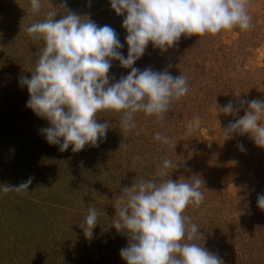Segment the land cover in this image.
Wrapping results in <instances>:
<instances>
[{
	"label": "clouds",
	"instance_id": "clouds-1",
	"mask_svg": "<svg viewBox=\"0 0 264 264\" xmlns=\"http://www.w3.org/2000/svg\"><path fill=\"white\" fill-rule=\"evenodd\" d=\"M44 2L30 0L33 14L41 12ZM108 2L117 16L124 17L127 58L121 52L124 44L115 29L99 26L88 16L67 10L64 4L54 7L66 10L64 14L49 10L43 20L27 28L30 38L42 40L44 46L31 78H20L18 85L27 87L30 98L26 107L50 125L41 129L46 142L58 146L61 152L70 146L73 153L83 151L86 146L98 147L109 130L106 120L98 122L101 113H120L122 128L131 131L136 128L137 113L163 119L171 103L186 96L189 88L184 75L174 77L168 70L134 67L150 43L154 49L167 52L182 36L216 35L234 27L240 30L251 27L247 0ZM58 15L60 19H56ZM112 61H119L122 68L131 71L110 84ZM245 104L244 115L223 130L225 141L233 134L247 135L257 147L264 148V100H241L239 107L230 101L223 111L236 116ZM200 126L197 117L189 125L188 133L195 134ZM154 139L163 145L171 143L169 137L159 132ZM126 147L123 143L120 150ZM237 147L246 151L243 144ZM177 166L165 159L159 175L167 176L168 170ZM33 179L30 177L15 187L0 185V199L9 192L29 193ZM202 181L194 174L178 182L140 181L123 190L126 199L116 203L119 219L114 228L118 233H126L130 240L120 250L126 264H221L217 254L194 242L203 233L184 214L189 205L203 203ZM257 204L264 209V195L257 197ZM98 215L97 209L90 207L81 225L87 240L93 239Z\"/></svg>",
	"mask_w": 264,
	"mask_h": 264
},
{
	"label": "rangeland",
	"instance_id": "rangeland-1",
	"mask_svg": "<svg viewBox=\"0 0 264 264\" xmlns=\"http://www.w3.org/2000/svg\"><path fill=\"white\" fill-rule=\"evenodd\" d=\"M10 2L9 0H0V29L4 31L7 27L15 26L16 30H22L16 24L25 22L26 26H29L35 22L36 15L31 10V4L24 0L21 7V5L16 6ZM95 2L96 6L89 1L83 3L87 5L84 10L90 15L84 14L83 9H79L77 14L88 16L93 22H95L94 14H99L100 18L97 22H109L104 24L115 29L121 43L124 44L121 52L126 56L128 54V46L125 43L127 31L122 27L123 20L111 9L108 0H95ZM46 3L49 4V1ZM16 7H21L22 11ZM49 8L50 6L47 7L48 10L54 9ZM47 9L42 7L43 11ZM80 10L82 12H79ZM61 11L63 12V9ZM247 11L251 17V27L248 30H240L238 27H234L216 35L200 37L193 35L196 40H192V36H182L177 42L182 46H174L167 52L154 49L150 43L144 57L151 61L168 64L167 66L160 64L158 66L168 70L174 77L180 74L184 75L190 91L191 81L197 79L195 74L197 72L203 73L197 64L199 57L193 54L195 51L192 52L196 42L199 43L200 41V48L203 49L204 55L199 60L207 62L209 69L207 79L215 76L216 78L212 82L213 84L216 82L220 86L224 81L220 80V77L224 78V73L227 74L229 71L227 75L232 73L234 76L243 74L247 70L253 74L252 76L257 83L252 94H249L247 90L246 94L239 95L240 99L247 101L264 100V0H247ZM22 26L25 27V24L23 23ZM32 48L33 45L22 44L17 50H19L18 53L26 57ZM191 54L193 63L188 65L187 61ZM185 63L187 66L184 65ZM228 63L232 65L230 70L226 71L225 65ZM189 66L192 68L187 69ZM32 72V65L17 71L1 69L0 102L2 103L5 96L10 93H26L24 88L18 85V81L22 77L31 78ZM245 106L247 108L246 104ZM193 113L183 115L186 117L172 115L165 119L167 120L166 125L160 123L159 126L163 127L159 128L166 129L162 130L163 134L166 131V134L173 135L175 139L171 145L174 147L177 145L175 149L180 153L186 150L192 151L190 143L180 144L179 140L182 137L179 138V136H185V134L186 136L199 134L209 142H220L215 147L214 152L211 153L213 158H216L215 156L224 157V163H226L219 180V192H221L219 202L227 205L230 201L234 206H242L247 197L256 196L259 194L258 191H263L261 188L264 187V148L257 147L245 135L242 136L244 142L238 141L246 149L245 152H241L237 147L236 134H233V137L226 141L224 139L223 130L231 121L224 120L223 114L219 111H208L204 107L201 110H195ZM109 114H111V118L119 115L116 120L120 123L121 114L114 112L101 113L98 118L107 117L109 120L111 119ZM243 115L237 116L233 122ZM137 116L139 117L141 114L137 113L135 118ZM142 117L138 121H143ZM197 117L201 120L200 129L195 134H189L188 127ZM159 121L162 122L163 120L159 119ZM119 129L120 133L114 134L116 138L114 137L111 145L109 142H105L99 144L98 147L86 146L83 151L77 153H73L70 146L67 150L70 156H65L70 162H67L68 166L67 164L66 167L63 166L61 171L56 170L53 166L47 167L46 170L37 168L33 171L32 166L27 165L25 157H19L18 154L14 155L15 158L6 160L7 155H13L14 148L0 154V164L3 163L8 166L6 174L0 171V182L3 180L12 181L19 186L30 177H34L27 190L29 193L9 192V195H6L15 202H9L6 199L9 204H13L12 209L18 214H11L10 217L5 215L4 202L0 200V264H126L123 263L125 260L121 262L116 256V252H120L123 248V240L128 238L126 233H118L117 230L106 231L100 226H96L93 230V239L87 240L81 228L90 207L97 209L98 217L103 219V223L106 222L108 226L114 228L119 219L116 216V203L122 198L126 199L123 190L138 184L136 181L138 178L136 180H133L132 177L129 178L131 164H138L136 163L138 160L139 164L145 168L147 163L146 161L144 163L146 148L143 150L142 145L147 141L154 142V134L150 135L151 133L144 126L142 129L145 130V134L125 131L122 126ZM20 136L14 135L12 138L17 140ZM123 143L127 147L120 150ZM21 148L25 150V153H28L30 149L27 145ZM51 163L53 164V162ZM156 167V165H150V171L159 172L160 168ZM49 169L50 173L48 174H51L52 177L42 173L43 170L46 172ZM10 170L11 172H9ZM97 174L99 176H96ZM5 176L7 177L5 178ZM52 179L53 182L50 181ZM49 199H53V201L50 200L53 208L47 211L46 201ZM247 203H251L249 198ZM54 205L57 208H54ZM218 216L221 222L226 221L228 223L230 220L231 224L232 216L230 218L227 213L222 211ZM99 218L98 224L100 223ZM207 222L206 224L201 223V226L208 230H204L207 234L212 232L209 251L214 253L213 249H215L216 242L218 246L226 249L224 253L227 258H222L221 264H236L235 260L237 264H264V255L261 257V255H256L257 253H252L254 255L250 257L248 251L244 250L247 248L246 236L242 239L239 233L234 240L227 237V233L225 236L220 234L219 228L224 227L216 226L211 229V225H208ZM108 241L110 242L108 243ZM227 246L229 247L227 248ZM252 258L254 259L253 263L250 260Z\"/></svg>",
	"mask_w": 264,
	"mask_h": 264
},
{
	"label": "trees",
	"instance_id": "trees-1",
	"mask_svg": "<svg viewBox=\"0 0 264 264\" xmlns=\"http://www.w3.org/2000/svg\"><path fill=\"white\" fill-rule=\"evenodd\" d=\"M9 1H11L16 6L21 5L22 7V3L24 0ZM47 1H49V4L46 3ZM84 1H89L94 6H96L95 0L94 2L93 0H45L43 6L45 9H47V7L49 6L50 8H59L61 7V4H64L67 10H71L72 12L77 13L79 9H83L84 14L90 15L84 10L87 7L86 4H83ZM25 2H28L30 4V0H25ZM21 7L16 8L22 11ZM56 8L54 9L55 11H57L58 14H63V12L65 13L66 11L63 9L62 12V9ZM48 11V9L45 11L41 9L40 13L35 14V22L43 20L45 16V14L43 13H47ZM79 12H82V10H80ZM94 17L95 23L99 26H103L109 23L104 22V24L103 22H97L100 18L99 14H94ZM118 17L121 18V20L124 19L123 16ZM60 18L61 17L59 15L56 17V19ZM23 23L25 24V27L22 26ZM16 25L20 26L19 28L22 30H16L17 28L15 26H13L12 28H8L6 26L7 28L4 31L0 29V70L3 69L17 71L20 69L29 68L32 65L34 71L36 62L40 55V49L44 46V43L42 40L34 41L30 38L29 34L27 33V28L31 24L29 26H26L25 22H19ZM192 40H196L194 36H192ZM22 44H29L31 46L33 45L32 50H29L28 55L26 57L18 53L19 50H17L18 47ZM178 45L179 43H176L175 46ZM200 45V41L199 43L196 42V45L194 46L195 49L192 50V52L195 51V53L193 54L197 55L199 58L204 55L203 49L200 48ZM13 51L14 53L12 54ZM190 56L191 57H189V60L187 61L189 63L188 65H191L193 63L192 54ZM125 58H127V54ZM199 58L197 64L199 69L203 70V73L197 72L195 74V77L197 79L191 81L190 91H188L189 94L187 93L186 96H184L180 100L172 102L173 104L171 103L168 112L164 115V119H162L164 122H160L159 120L158 122L155 116H146L145 114L140 113L141 116H137V118H135L136 128L128 132H138L139 134H145V130L142 129V127L144 126L146 127V130L151 133L150 135L154 134L155 136L156 133L154 132H159L160 134L169 137L171 142H173V140L175 139L173 138V135L166 134V131L163 134L162 130L166 129L159 128L163 127L159 126L160 123L162 125H166L167 120L165 119H168L172 115H178V117H186L183 115H191L190 113L194 114L193 112L195 110H201L203 109V107L208 111H219L221 114H223L222 116L225 118L224 120L227 119L231 122H233L237 116L243 115L246 108L245 105L243 108H241L240 112L236 116L225 114L223 111V107H225L230 101L233 103L234 106L239 107L241 101L239 95H244L248 91L249 94L253 93L257 83L255 81V78L252 76L253 74L245 70L243 74L241 73L238 75H234L235 78H233L234 76H232V73L229 74L230 76L227 75L229 73L228 70H230V66L232 65L231 63H228L229 65H225L227 67L226 71L228 72L227 74L224 73V78L220 77V80L224 81L220 86H218L216 82L215 84H213L212 82V80L216 78L215 76H211L208 79L206 78V76L208 75L207 71H209L208 65L206 64L207 62L203 59V62H201ZM186 63L184 64L185 66H187ZM159 64L161 66L168 65L165 63L151 61L143 56L140 60L136 61L134 67L140 70H143L147 67H151L153 70H165L161 66H158ZM190 68L192 67L189 66L187 69ZM130 71L131 69L122 68L119 64V61H112V67L108 74L110 77V84L115 83L122 76L128 75ZM112 77H115V80L111 79ZM229 82L231 83V85ZM23 88L26 93H10L5 96L2 103L0 102V154L4 151L9 150L10 148H14L15 152H13V155L11 156L7 155L6 160L13 159L15 158L14 155L18 154L19 157H25V159L27 160V165L32 166L33 171H35V169L37 168H43L46 170L47 167L51 166H53L56 170L61 171L62 167H66L67 162H70L67 159V155L70 156V154L68 151L61 152L59 151L58 146L50 145L46 142L43 134L41 133V129L49 127L50 125L46 120L38 118L30 109L26 107V103L30 97L27 87L25 86ZM170 108H172V110H170ZM175 108L176 110H173ZM109 115L111 118V114ZM118 116L111 118L113 120L112 122L110 121L111 119L108 120L107 117L99 118L98 122L101 123L102 121L105 122L106 120L109 124L107 138H105L99 144L109 142V144L111 145L114 141V137L116 138V135L114 134L120 133L119 127H121V124L118 123V120H116ZM141 117L143 121H138L141 120ZM14 135L16 137L18 135L21 136L19 139L14 140L15 138H12ZM179 138H181L179 140L180 144L190 143L192 151L186 150L181 151L182 153H180V151L175 149V147L177 148V145H175L174 147L173 145H171V143L168 145H163L156 140L154 142L147 141L142 145L143 150L146 148L144 154V163L145 161L147 163L145 164V168L141 166L137 160L136 163L138 164H131V167L129 168L131 173L129 178L131 179L132 177L133 180H136V178H138V180H136L137 183L146 180H152L156 183H160L168 179H172L173 181L177 182L179 180L183 181L184 179L190 178L194 174L199 175L200 178L204 181V183L202 181L201 184V191L204 195V201L199 206L189 205L184 213L190 218V222L196 224L198 226V229L203 233V236L200 239L195 240L194 242L201 247H203L202 245H204V247L209 250V248L211 247L210 243L212 241V232L211 234H207V232L205 231L208 230H205L204 227L201 226V223L204 222V224H206V222L208 221L207 223L208 225H211V229L216 226H221L228 229L226 230L224 228L218 227L219 231H221L220 234L225 236L227 233V237L233 238L234 240L238 237L239 233V236H242V239L244 236H246L245 241L247 243V248L244 250L248 251V255L250 257L254 255L252 253H257L256 255H261L262 257L264 255V209L258 207L257 197L259 195H264V187L261 188V190L263 191H258V195L247 197L245 199L246 202H244V204L240 207L232 205L230 201L229 203H227V205L220 203L219 196L221 195V192H219V180L224 172V167H226V163H224V157L215 156L216 158H213L211 154L212 152H214L215 147H217L220 142H209L199 134H197L196 136H186L185 134V136H179ZM236 138L237 142L245 141L242 136L238 134H236ZM239 142L237 143V145L240 144ZM24 145H27L30 148L28 150V153H25V150H22L23 148L21 147ZM165 159L170 160L173 165H178L177 168L173 167L169 169L168 175L163 177L159 175V172L154 173L153 171H150V165H156V168H160ZM23 161L21 162L23 163ZM51 162H53V164ZM7 169L8 166H6V164H0V171H3L6 174ZM45 170H43L42 173H45L46 175H49V177H52L51 174H48L50 173V169L46 172ZM9 172H11V170ZM96 176H99V174H97ZM6 177L7 176H5V178ZM53 179L50 181L53 182ZM0 184L12 187L18 186L16 182H7L5 180L0 182ZM7 195H9V193ZM248 198L249 200H251V203H247ZM6 199L9 202L15 203L12 199L7 196H4L2 199H0L4 202V214L9 217L11 216V214H18V212H14V209H12L13 204H9ZM50 200L51 199L46 201L47 211L53 208V205ZM51 201H53V199ZM80 205H82V202H80ZM224 206H226V208H224ZM54 208L57 207H55L54 205ZM221 211L223 213H227L230 218L232 216L231 224L230 220L228 223L226 221L221 222V220H219L218 215ZM99 220L100 223L97 226H100L101 229H105L106 231H116L115 228L108 226L106 222L103 223V219L99 218ZM109 242L110 241H108V243ZM129 243V238H126V240H123L122 247H126ZM257 244H260V246H257ZM228 247L229 246H227V248ZM225 250V247L218 246V243L216 242L215 249H213V252L217 254L222 260V258H227L224 253ZM116 256L118 259H120L121 262H123L119 251L116 252ZM250 260L251 263H253L254 259L252 258ZM234 262L237 264L236 260ZM123 263H126V261H124Z\"/></svg>",
	"mask_w": 264,
	"mask_h": 264
}]
</instances>
